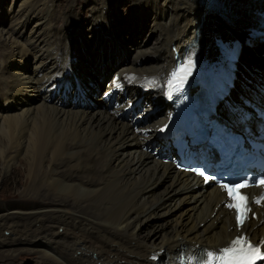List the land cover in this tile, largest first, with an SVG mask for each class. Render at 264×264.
<instances>
[{
  "label": "bare ground",
  "instance_id": "1",
  "mask_svg": "<svg viewBox=\"0 0 264 264\" xmlns=\"http://www.w3.org/2000/svg\"><path fill=\"white\" fill-rule=\"evenodd\" d=\"M56 1L22 0L18 10L4 11L0 21L1 182L17 163L23 164L27 182L20 194L34 200L31 207L0 210L4 229L0 263L23 252H41L60 264H178L181 253L195 262L200 261L198 253L202 257L215 253L237 232L233 216L220 207L223 195L214 186L201 187L200 181L144 151L153 134L133 132L131 123L117 116L118 110L99 103L101 98L83 106L64 104L59 98L48 102L51 93L46 88L65 71L68 61L96 84L115 69V76L127 79L128 98L140 96L138 84L155 89L154 96L145 97L149 105L144 107L154 105L157 113L140 128L164 129L172 113L167 79L177 58L185 62L191 57L194 66L207 68L218 78L226 66L222 57L233 40L248 45L262 41L264 0H220L224 9L219 11L208 9L201 0H137L131 2L134 10L128 24L115 14L118 0L111 6L109 0L98 2L106 21L98 20L97 25L106 37L114 32L123 37V28L132 26L140 34L134 43L139 42L141 31L149 29L148 18L154 23L151 29L161 34L157 46L139 44L136 50L117 38L118 46H127V52L121 49L123 60L110 61L114 51L107 49L93 71L78 54L71 58L68 38L58 36ZM0 4L5 6L1 0ZM110 37L115 43V36ZM104 44H99L98 54ZM253 59L241 61L253 75L263 74L264 68ZM251 76L246 73V80L254 81ZM252 105L264 111V92L235 100L229 111L221 105L220 111L229 126L236 127L253 113ZM127 106L119 104L120 110ZM256 212L257 220L244 230L254 244L264 240V210Z\"/></svg>",
  "mask_w": 264,
  "mask_h": 264
},
{
  "label": "rangeland",
  "instance_id": "2",
  "mask_svg": "<svg viewBox=\"0 0 264 264\" xmlns=\"http://www.w3.org/2000/svg\"><path fill=\"white\" fill-rule=\"evenodd\" d=\"M21 1L22 0H1V2L5 6L2 8V5L0 4V21L5 19L4 11L10 14L11 12L18 10V6L20 5ZM103 1H108V0H96L94 4H92L93 2L91 0H57L54 3L55 6L54 14L55 16H57L54 25H56L55 29L58 31V36L60 37L61 35L64 34L65 35L64 38L65 37L68 38L70 45L69 50H72V52L75 50L76 53L79 55V57L83 60V62H85L88 65V67H90L91 71L96 69L97 66L99 65V62L102 61V60H97L98 57H96V55L101 57L104 54L103 52H106L107 49L114 51V57L110 59V61L113 60L115 63H118L121 60V58L123 60V54H122L123 51L121 49L124 48L125 51L127 52L126 49L127 46L124 45L118 46L117 38L120 39V41L123 43H125L126 41L128 45L133 44L134 45L133 50H136L139 44H142L143 47L145 48H153L157 46L159 39L158 37L159 34H161L159 31H155V29L153 30V28L151 29V26L154 23L152 19L148 18L147 26L149 29H144L143 31H141L142 40H140L139 42L134 43V41L138 39L137 36L140 34H137V28H134L133 31L132 26L129 28L127 26L125 30L123 28L122 31L123 37L118 35L117 32H114L112 35H109V37H106V35L103 32L104 29L100 28L97 25L98 20H105L104 12H102V9L99 6H97L98 2H103ZM114 1L116 0L113 1L109 0V6H111L112 3H115ZM136 1L137 0H118L119 2V6L117 8L118 11L117 13H115L118 17V20L122 21L124 24H128L129 13L134 10L131 5L132 4L131 2H136ZM37 20H39V18L34 20L33 24L31 25L32 27H34ZM81 30H84L83 33ZM110 36H115L114 38V40H116L115 43L111 41ZM252 38H256V37L254 36ZM102 42L105 43L104 44L105 47L104 50H101L99 52L100 54L99 55L98 48H99V44ZM260 47H258L256 50H259ZM245 49L250 50L249 48H245ZM112 51L109 52L111 56L113 55ZM146 53L148 54L150 53V55L147 54L150 59H155V55H153L152 52H146ZM252 53L254 54L253 51ZM248 55H251V53L247 52V56H245L246 62L250 59ZM253 58H254L253 60L258 61L257 63L259 67L264 68V66H262L264 65V53L257 54ZM104 61H109V60H107L104 57ZM1 69L3 68L1 67ZM113 70L115 71V69ZM99 103L103 104V101L101 100L99 101ZM26 178L27 177L25 174L23 164L17 163L14 169L6 177L4 183H2L1 166H0V210L2 208L4 209L5 207L9 208L18 205L30 206V207L34 206L33 198H30L31 200L25 199L20 194V192L24 189V186L27 182ZM45 225L49 226V223H46ZM0 230L3 231L4 229L0 227ZM147 232L148 230L145 229V232L142 235L145 236ZM4 234L6 235L7 233L5 232ZM7 235H9V233ZM22 239H23L22 236L18 237V240H22ZM8 261H9L8 263H4V264H49L54 262L53 260L47 259L44 256H42L41 252L18 253L15 259L10 258V260ZM53 264H60V262H56Z\"/></svg>",
  "mask_w": 264,
  "mask_h": 264
},
{
  "label": "snow or ice",
  "instance_id": "3",
  "mask_svg": "<svg viewBox=\"0 0 264 264\" xmlns=\"http://www.w3.org/2000/svg\"><path fill=\"white\" fill-rule=\"evenodd\" d=\"M193 67L194 62L189 57L178 69L171 73L167 81L168 89L166 92L169 99L172 98L174 93L183 89L184 83L187 81V77L191 75ZM181 72L185 73L182 77L180 76ZM196 174L204 177L205 182L212 179V177L206 176L203 171H198ZM255 183L264 185V179ZM249 186L250 183L248 181L231 184L221 183L219 185L225 192L224 206L230 210L233 216L237 235L229 241L226 247L219 249L217 253L205 252L199 264H209V258L213 256H215L217 261H222L223 264H257L258 261H264V252L261 251L264 248V240H261L258 244H254L244 232L245 226L250 218L249 214L251 213L252 217L255 216V213H253V204L264 207V203H262L264 202V193L259 198L250 201L248 195L243 192Z\"/></svg>",
  "mask_w": 264,
  "mask_h": 264
},
{
  "label": "trees",
  "instance_id": "4",
  "mask_svg": "<svg viewBox=\"0 0 264 264\" xmlns=\"http://www.w3.org/2000/svg\"><path fill=\"white\" fill-rule=\"evenodd\" d=\"M258 61L257 60H255V62L254 63H257ZM152 63V62H151ZM262 73H264V72H262Z\"/></svg>",
  "mask_w": 264,
  "mask_h": 264
}]
</instances>
